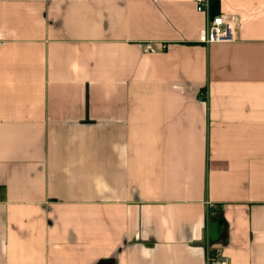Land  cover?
I'll use <instances>...</instances> for the list:
<instances>
[{
	"label": "crops",
	"instance_id": "1",
	"mask_svg": "<svg viewBox=\"0 0 264 264\" xmlns=\"http://www.w3.org/2000/svg\"><path fill=\"white\" fill-rule=\"evenodd\" d=\"M0 0V264H264V0Z\"/></svg>",
	"mask_w": 264,
	"mask_h": 264
},
{
	"label": "built area",
	"instance_id": "2",
	"mask_svg": "<svg viewBox=\"0 0 264 264\" xmlns=\"http://www.w3.org/2000/svg\"><path fill=\"white\" fill-rule=\"evenodd\" d=\"M216 0H193L197 11L207 16V25L201 32V40L206 44L231 43L238 38V20L235 16L221 14L210 17V8ZM206 264H227L224 258H217L211 255L207 258Z\"/></svg>",
	"mask_w": 264,
	"mask_h": 264
},
{
	"label": "trees",
	"instance_id": "3",
	"mask_svg": "<svg viewBox=\"0 0 264 264\" xmlns=\"http://www.w3.org/2000/svg\"><path fill=\"white\" fill-rule=\"evenodd\" d=\"M211 253V252H210ZM211 255H212V253H211Z\"/></svg>",
	"mask_w": 264,
	"mask_h": 264
}]
</instances>
